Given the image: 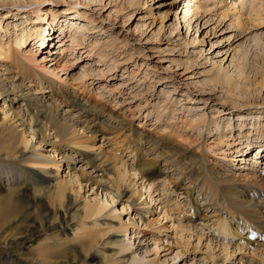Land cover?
I'll list each match as a JSON object with an SVG mask.
<instances>
[{
	"label": "rangeland",
	"instance_id": "374dc122",
	"mask_svg": "<svg viewBox=\"0 0 264 264\" xmlns=\"http://www.w3.org/2000/svg\"><path fill=\"white\" fill-rule=\"evenodd\" d=\"M74 35L83 46H69ZM0 42L17 55L0 58V160L23 167L14 170L21 183L45 186L38 207L53 227L65 212L70 220L88 205L104 207L80 218L95 229L77 242L56 229L28 240L40 219L25 209L0 230L23 242L15 256L88 264L71 251L96 240L90 255L103 264H264V238L255 249L237 235L221 239L222 221L244 235L247 227L211 198L202 178L192 182L191 165L206 159L238 178L253 173L240 159L264 150V0H0ZM24 98L35 101L29 107ZM40 106L88 139L87 148L65 142L52 124L42 129L49 112L37 117ZM147 161L156 168L144 180L133 169ZM59 184L74 206L49 203ZM18 188L25 190L0 183L4 195ZM250 194L264 215V202ZM148 196L156 200L149 218L139 213Z\"/></svg>",
	"mask_w": 264,
	"mask_h": 264
},
{
	"label": "bare ground",
	"instance_id": "6f19581e",
	"mask_svg": "<svg viewBox=\"0 0 264 264\" xmlns=\"http://www.w3.org/2000/svg\"><path fill=\"white\" fill-rule=\"evenodd\" d=\"M28 20H30V19H28ZM75 36L76 35H74L72 37V39L70 41L72 43H70L69 46H71L73 48L76 46H79V47L83 46V43H82L83 41L81 43H80V41L78 42L77 36L76 37ZM16 46L18 47V50L22 52L21 48H23L25 46L24 40L22 37H19V39H16ZM14 55H15V50H14V47L12 46V44L5 45V44L0 42V58L5 57L7 59H10V58L12 59V58H14ZM237 55L239 56L238 52H237ZM15 56H17V55H15ZM61 71H63V70H61ZM56 76H58V75L56 74ZM5 92H6L5 87H4V89L0 88V97L3 96ZM40 92H42V91H40ZM28 94H29V92L27 91L25 96ZM24 101L29 102L28 105H29V107H31L35 100L31 99V98H24ZM41 101H43V99H41ZM39 108H41L42 110H38ZM39 108H37L36 114H35L37 117H39L43 113L49 112L46 116L44 114L42 115L43 120H41V121L45 124V125H43V124H41L42 122L40 123L42 125V129L45 130V127H47V124L48 125L52 124V128H53V130H56L57 136L62 138L65 142H67V143L69 142L73 145H76V146H79L82 148H87V145L89 143L88 139L81 138V137L77 136L78 135L77 131L71 130L70 125L68 126L67 124H60L59 122H61V120H59L58 117H55L56 115L53 116V110L51 108H47V110H45L46 106H40ZM69 123H72L71 120H69ZM45 131H47V130H45ZM84 131H85V127H83V132ZM98 134H100V131H94L92 133V135H98ZM4 138H6V139H5V141H3L4 144L2 146L4 147V150L7 152L6 154L8 155L10 153V150L13 149L10 145L15 138H13L12 135L4 137ZM167 155H168V153H166V156ZM239 156H241V155H239ZM54 164H55V162L53 160V161L49 162V164H46V166L54 165ZM154 165L155 164H153L149 161H147V163L141 162L138 165V167H136V169H133L134 174L136 176L137 175L140 176L141 179L146 180L147 178L154 175V168H156V167H154ZM191 165L192 166L194 165L192 167L193 168L192 169V171H193L192 175H196L195 178L193 177L192 182H196L200 178H202L200 183H202L203 188H206V191H209V195H212L211 198H214V200L219 201L220 203H223V205L228 204L227 205L228 210L233 215H237V216H240L242 218L240 220V221H242L241 226H243L245 224V226L247 227L246 229H248L245 234H247L248 236H251L252 231H255L256 236H259V238H262L264 236V215H263V209L261 208V205L259 202L260 200H257V198H261V201L264 202V182L262 183V181H264V173L262 174V172L258 171L259 168L254 167L251 169L253 171V173H249V172L241 173L238 176V178H236L235 176L233 177L232 175H228V173L224 172L225 168H222L221 170H216L214 167L209 166L206 159L205 160L200 159L199 161H197V163H194ZM15 167L19 168V172L21 174L25 171L23 169V167H20L19 165L7 162L6 157H5V159L1 158V160H0V183L3 182V180L5 178L12 185H17V186L23 185L25 187V190L23 192H20V190L18 188V193L16 191H10L9 190L6 195L1 193V191H0V222H1L0 230L3 231L7 224L11 223L12 221H15L16 218L23 215L24 210L27 209L28 213H30V214L35 213V215H37L40 219L38 222L39 224L35 227V230L34 231L32 230V232H30L28 234V237H27L28 240L34 238L38 234H44L46 232L53 231L55 229L58 230V232H59L58 236L67 237V236L71 235V237H72L71 240L74 242H77V240L75 238L78 239V237L82 236L85 232L88 233L87 235H90V237H92L91 234L93 233L95 227H90V226L86 225L85 220H80V218H84V219L86 218L87 219V217L90 218L94 214L96 215V214L102 213V211L104 210L102 203L98 202L96 204L88 205L83 214L76 213V215L72 216L70 218V220L65 219V216H66V212H65L63 215L64 218H62L63 219L62 223L58 227H53L49 224V219H44L43 215L40 214V209L38 206L42 203V200L39 198V196L38 197L36 196V195L41 194L42 192H44L47 189H45V186L38 188L37 186L26 185L27 184L26 180H24L21 183L18 176L14 172ZM196 167H198L197 170L195 169ZM183 168H185V167H183ZM187 169H189V167ZM216 174H218L217 177H215ZM125 178L126 177H124L122 179L124 181H126ZM219 178H221V179H219ZM35 184H36V182H35ZM65 186H64V184L57 185V188L52 193H50L51 190L49 189V191H48V193H49L48 197L50 199L49 203H51V202L55 203V204L57 203L59 208H62V207L67 208V206H74L76 200L75 201L69 200V203L67 204V206L65 205L64 201L66 199V192L68 191L67 187H65ZM29 187H35L37 190L34 188H29ZM150 188H151V186H150ZM258 188L263 189V191L258 190L255 193V190ZM145 190H147V187ZM30 191H33L34 193H38V194L31 195ZM249 192L252 194L254 192V194H253L254 199H256L257 201L250 199L251 194ZM135 194H137L136 191H134L132 195L134 196ZM255 195L257 196V198L255 197ZM141 196H144V195L142 194ZM146 198H147V201H149V203H147L143 207L139 208V211H140L139 213H141V214H143L149 218L151 213H153L152 206L154 205L153 203H154V201L156 202V200H154L151 196H148ZM218 198L220 200H218ZM108 200H110V199L108 198L107 202H108ZM109 202H110V204L113 203V201H111V200ZM126 208L127 209H123V211L129 210V207H126ZM223 209H226V208H223ZM121 216H122V214L119 217H121ZM140 216L141 215H138L139 218H140ZM77 218H79V219L76 220ZM119 220H120V224H121L123 221L122 218H119ZM236 220H237V222H239V227H240V221L238 219H236ZM151 223H155V222L153 221ZM228 223L229 222H223L222 221V222H220V228L221 229L217 228V231H218L219 235L222 236L221 239L223 241H227V240H229V238H233L231 235H233L234 237H235V235H237L236 236L237 239L242 240L243 243L246 245L249 244L247 246H250V245L253 247L255 246L254 249L256 247H258L259 244H263V243H261V241H262L261 239L255 241V242H251L250 240L246 239V237H244V234H242L243 233L242 231H240L238 228H232ZM130 225H133L134 227H136L137 222L131 223V224H129V226ZM148 225L152 226L150 224V222L148 223ZM248 227H251V228L249 229ZM121 228H124V227L121 226ZM244 229H245V227H244ZM35 231H37V232H35ZM70 231L73 232V234L72 233L70 234L69 233ZM1 233H0V237H2L4 235ZM79 238L81 239V237H79ZM12 240H14V238H11V239H8V237L0 238V246L4 245L6 248L3 251H0V264H26V263L35 264L38 262L35 259L27 260L26 258L22 257L21 255L15 256L14 254L19 252V250L23 246V242L19 243L17 241H12ZM97 242L98 241L95 240V241L88 243L86 245L79 246L77 248L78 250L71 251L72 253H74V252L79 253L78 255H75V254L73 255L74 259H76V256H80L88 264H93L96 261H98V263H100V264H103L104 261L102 260L103 261L102 262L100 260V257H98V254L90 255L91 251L97 247ZM9 246L15 247V250L14 249L13 250L8 249ZM125 246L126 247L124 249V252L130 250L129 246H127V245H125ZM260 249H261V251L264 252V245H261ZM69 252H62V253L67 255ZM49 255L50 254H48L46 256L48 257ZM56 255H58V254H56ZM11 257H14V258H11ZM107 259H109V258H107ZM19 260L26 262V263L20 262ZM38 260L42 261L40 259H38ZM108 262L109 261L107 260V261H105L104 264H109L110 262L109 263ZM147 262H149V261H147ZM41 264H48V263L45 260V262L41 263ZM64 264H68V261H66ZM152 264H161V262L159 259H157V261H155V263H153V261H152Z\"/></svg>",
	"mask_w": 264,
	"mask_h": 264
}]
</instances>
